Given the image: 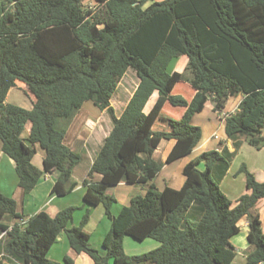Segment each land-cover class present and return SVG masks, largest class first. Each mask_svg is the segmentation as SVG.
Segmentation results:
<instances>
[{"label":"trees","instance_id":"1","mask_svg":"<svg viewBox=\"0 0 264 264\" xmlns=\"http://www.w3.org/2000/svg\"><path fill=\"white\" fill-rule=\"evenodd\" d=\"M84 1L0 0V139L26 194L43 173L53 172L58 173L53 193L66 194L78 184L72 175L81 161L65 143L73 118L87 100L108 111L113 128L83 180L86 203L103 204L111 220L104 252L91 245L84 229L90 208L79 225H72L76 206L54 217L40 212L26 218L16 200L0 192L4 258L19 264H74L69 256L64 263L47 256L64 232L70 246L94 264H232L231 238L247 216V262L264 264V231L255 212L264 198V181L243 164L251 192L232 206L221 189L244 141L264 148V0H95L92 9ZM181 56L188 58L183 72L173 70ZM128 69L140 81L117 116L111 98ZM17 81L34 96L32 108L7 102ZM179 82L195 90L191 100L174 92ZM155 92L158 98L147 112ZM239 94L238 108L225 122L234 149L225 145L202 152L185 165L180 188L158 189L153 180L163 163L154 154L160 142L177 141L169 161L191 153L202 136L193 116L209 100L221 112L229 97ZM166 103L185 108L184 115H165ZM37 145L45 153L43 170L33 163ZM95 175L100 179L95 181ZM121 181L146 189L114 215L117 198L108 190ZM7 214L18 220L12 227L3 222ZM127 235L153 238L159 245L128 256L123 251Z\"/></svg>","mask_w":264,"mask_h":264},{"label":"crops","instance_id":"2","mask_svg":"<svg viewBox=\"0 0 264 264\" xmlns=\"http://www.w3.org/2000/svg\"><path fill=\"white\" fill-rule=\"evenodd\" d=\"M187 62L188 58L186 56L179 57L173 64V70H177L180 72L185 71ZM181 64L183 65V67H181ZM128 70L124 74L122 79L125 78ZM121 81L113 97L111 98V104L114 107L117 116H120L126 108L134 91L138 87L140 79L138 77V82L136 83V86L132 93H129L125 90L120 91ZM14 88L26 90L27 86L22 81H17V85L11 88L8 93L7 102L9 103H12L9 101V99L11 98V94ZM184 91L188 92V95L186 97L189 100H191L195 95V90L188 82H179L175 86L174 92L181 94L184 93ZM27 96L30 100V105L25 106V108L30 109L33 106L34 96ZM238 96L239 99L235 100L233 102V106L230 107L232 101L234 100V97L238 98ZM157 98L158 93L155 92L149 99L145 107V110L147 112L152 108ZM241 99V94L230 96L226 102L225 108L221 112L215 110L214 103L212 102V100H209L205 108L201 112L196 113L193 116L191 122L194 125L201 127L202 136L198 145L191 153L175 160L169 161L168 158L177 141L175 139H163L160 142L154 154L155 158L163 163L162 169L153 180V183L157 186L158 189L162 190L166 185H169L173 188H180L185 181V176L183 174L185 165L192 159L197 158L202 152L211 149H220L225 145H227L231 150L234 149L232 140H230L226 135L225 122L227 117L226 115L234 113L237 110ZM115 100H117V102L119 103L120 108L117 107ZM168 105L169 103H166L163 109V113L165 115L176 117L179 119L184 115L185 108L172 106V110H169V107H167ZM112 128L113 122L110 114L106 109L103 110L99 108L93 100H87L84 102L81 109L73 118L65 136V143L73 151L81 155V161L74 168L72 175V180L76 181L78 184L71 192L62 195L53 193L52 191L53 186L57 180V172L43 173L33 190L26 194L23 188L19 186V179L16 172L15 161L3 151L2 141L0 139V192L7 196L13 197L17 202V210L20 213H23L26 218L34 216L40 212H46L49 216L54 217L61 209H64L68 206H76L77 211L75 210L74 212L72 225H79L85 209L90 208V219L85 225L84 229L91 235V245L94 248H97L104 252L102 242L111 227V220L106 215L105 207L103 206V204L91 206L86 203L84 199L86 187L83 184V180L86 178L88 171L90 170L92 163L94 162L97 153L104 142V139L109 135ZM30 129L31 124L29 123L26 127L24 136L29 135ZM250 146L252 145H250L247 141L243 142L226 176L221 182L222 189L223 184L228 180L229 176H232V181H230L231 183L229 182V186L232 188L231 194H229L230 192H226L222 189V191L232 201V206H235L237 204V200L241 195L251 192L246 187V175L240 170L243 164H245L249 171H251L255 175L258 181H264V148L257 149L253 147L255 148V150L251 151V149L249 150ZM36 147L37 152L33 157V163L35 164V166H37V168L43 170V160L45 153L39 145H37ZM244 151L246 155H244L241 163L234 168V164L237 158L239 156H243ZM83 153L86 154H84V157L87 158V163L85 164V166L83 165ZM202 164L203 163L201 162L200 166H204V164ZM93 179L95 181L99 180L100 175H95ZM232 183H240V189H236L232 185ZM145 189L146 188L143 185L128 183L125 181H121L117 185L111 186L108 192L114 194L118 199V202L116 204L114 203L112 206V213L114 215L118 214L121 208L128 205L132 197L136 196V193L144 194ZM232 193L233 198L230 196L232 195ZM255 212H258L260 215L261 226L264 231V198L259 200V202L257 203ZM17 221L18 220H16L9 214L3 217V222L10 227H12ZM238 224L240 227V231L231 238V242L236 251V257L233 260L232 264H248L246 253L249 249H251V244L248 241V217L244 216ZM5 237L6 234L4 232L0 233V242L3 241ZM152 245H154V248H156L159 244L152 243ZM47 256L53 261H62V263L65 262V257L69 256L74 260V264H94L93 259L88 254L84 252L77 253L70 246L64 232L59 235L57 241L48 251ZM0 260L3 262V264H19L15 261L4 258L3 245L0 246ZM109 264L114 263L113 261H109Z\"/></svg>","mask_w":264,"mask_h":264},{"label":"rangeland","instance_id":"3","mask_svg":"<svg viewBox=\"0 0 264 264\" xmlns=\"http://www.w3.org/2000/svg\"><path fill=\"white\" fill-rule=\"evenodd\" d=\"M84 3L86 5V7H88L89 9H92L95 6V0H85ZM183 65H184V63H183ZM183 65L181 64V67H183ZM137 82H138V76H137L136 72L133 69H129L128 73L125 76V78L122 79V81H121L120 91L121 90H123V91L125 90V91H127L129 93H132ZM184 93L183 94L185 96L188 95L187 91H184ZM27 95L28 94H27L26 90L19 89V88H14V90L12 91L11 98L9 99V101L12 102V103H15V104H18L20 106L25 107L27 105H30V100L28 99ZM237 99H239V96H238V98L234 97V100L232 101V104L230 105V107L233 106V102L235 100H237ZM115 102H116L117 107L120 108V105L117 102V100H115ZM167 107H169L168 108L169 110H172L171 109L172 108L171 104H169ZM250 149H251V151L255 150V148H253V146H250L249 150ZM84 154L85 153L82 154V156H83L82 158H83V163H84L83 165L85 166V164L87 163V158L84 157ZM244 155H246L245 151H244L243 156H239L237 158V160H236V162L234 164V168H235V166H237V165H239L241 163V160H243ZM200 165H201V163L199 164L200 168L204 167V166H200ZM231 179H232V176H229L228 180L223 184V187H222V189L225 190L226 192H230L229 194H231V189H232L229 186V182L232 181ZM232 185L236 189H240V187H241L240 183H238V184L232 183ZM137 194H141V193H136L135 195H137ZM230 196L232 197L233 193ZM117 202H118V199L115 202V204ZM119 203H120V201H119ZM76 211H77V209H76ZM152 243L159 244V242L157 240L153 239V238H146V240H137V239L127 235V236L124 237V240H123V251L128 256L143 254L145 252H148V251L154 249V245H152Z\"/></svg>","mask_w":264,"mask_h":264},{"label":"built area","instance_id":"4","mask_svg":"<svg viewBox=\"0 0 264 264\" xmlns=\"http://www.w3.org/2000/svg\"><path fill=\"white\" fill-rule=\"evenodd\" d=\"M227 116V115H226ZM6 234V232H4Z\"/></svg>","mask_w":264,"mask_h":264}]
</instances>
